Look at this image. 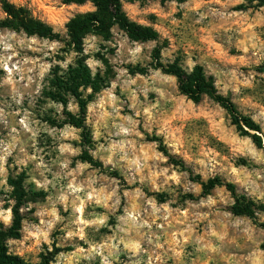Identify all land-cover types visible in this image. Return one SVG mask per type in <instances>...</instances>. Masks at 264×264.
Masks as SVG:
<instances>
[{
    "label": "rangeland",
    "instance_id": "374dc122",
    "mask_svg": "<svg viewBox=\"0 0 264 264\" xmlns=\"http://www.w3.org/2000/svg\"><path fill=\"white\" fill-rule=\"evenodd\" d=\"M8 1L61 36L0 26V224L12 223L19 198L26 217L9 253L27 264H264V229L232 214L226 187L201 197L192 179L220 177L264 206V146L211 98L182 94L152 56L161 45V63L201 67L264 136V6L121 0L128 18L159 41L133 40L114 25L107 36L87 33L79 49L66 25L95 10L92 3ZM79 60L101 87L88 105L86 146L69 123L77 102L54 82ZM85 151L100 166L84 161Z\"/></svg>",
    "mask_w": 264,
    "mask_h": 264
},
{
    "label": "trees",
    "instance_id": "16d2710c",
    "mask_svg": "<svg viewBox=\"0 0 264 264\" xmlns=\"http://www.w3.org/2000/svg\"><path fill=\"white\" fill-rule=\"evenodd\" d=\"M61 1L65 4L75 3L79 5L90 2L95 6V10L93 11L75 15L66 25L69 42L79 49L82 48L87 33L94 32L107 36L114 25H118L133 40L159 41V35L152 27L143 26L128 18L123 10L121 0ZM262 6H264V0H258L255 7ZM2 9L6 17L0 21L1 27L13 29L15 31H23L31 36L36 35L58 40L61 38L60 34L54 32L52 27L44 21L34 17L30 11L24 7H18L8 0H3ZM161 49V45H157L153 50L152 56L156 62L155 67L161 69L166 74L176 77L179 83V90L182 94L194 102H199L204 96L211 98L228 112L234 124L238 125L240 128H242V124H244L250 130H254L255 133L252 137L255 144L258 147L264 146V136L261 135L260 127L256 125L251 118L244 117L240 114L235 104L217 91L214 81L204 73L201 67L197 66L192 71H188L177 63L165 65L160 62ZM54 82L59 90L66 91L75 98L78 105V112L76 114H69V123L81 129L84 146L88 145L91 142V132L86 124L87 109L89 103L93 100L94 94L101 88L100 84H98L96 77L92 76L88 66L81 60L76 64L70 65L68 70L62 75H56ZM89 89H91V92H88ZM155 141L159 142L160 151L169 158L170 162L182 168H186L181 160L176 159L169 153L167 147L160 139H155ZM81 158L92 165L100 166V163L95 161L86 151ZM186 170L191 173L189 169ZM192 179L201 184V197L210 195L217 187H226L234 200L231 207L232 214L249 217L264 229V221H258V212H264V206H258L246 196L238 194L234 184L228 183L220 177L210 178L207 181H201L199 176L192 177ZM12 214V223L9 226L0 224V264H27L20 257L10 254L7 246V242L10 239H19L21 237L23 221L26 218L21 211V198H19L18 203L12 208ZM39 264L48 263L47 261H43Z\"/></svg>",
    "mask_w": 264,
    "mask_h": 264
}]
</instances>
